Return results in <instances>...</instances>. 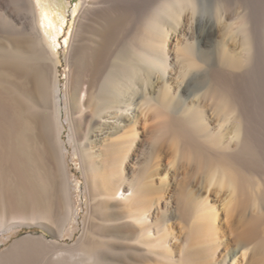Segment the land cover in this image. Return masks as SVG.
I'll use <instances>...</instances> for the list:
<instances>
[{
    "label": "bare ground",
    "instance_id": "obj_1",
    "mask_svg": "<svg viewBox=\"0 0 264 264\" xmlns=\"http://www.w3.org/2000/svg\"><path fill=\"white\" fill-rule=\"evenodd\" d=\"M134 1L82 0L77 73L60 95L50 73L61 1L32 0L29 22L0 0L11 25L0 33V213L73 235L72 150L87 198L80 238L62 244L75 264H264V12L234 0ZM188 16L194 40L172 52L167 33ZM61 254L49 264H72Z\"/></svg>",
    "mask_w": 264,
    "mask_h": 264
},
{
    "label": "rangeland",
    "instance_id": "obj_2",
    "mask_svg": "<svg viewBox=\"0 0 264 264\" xmlns=\"http://www.w3.org/2000/svg\"><path fill=\"white\" fill-rule=\"evenodd\" d=\"M60 1H61V6L59 10L64 13L65 21L63 23V30L59 35V43H58L59 52L56 61L57 63L56 70H54L55 68L51 70L52 73H50V77L52 76L51 83L53 82L52 84H54V86L56 87L58 86L57 88L59 90L60 95H63L64 93L67 92L68 89L67 86L69 85V82L67 81L68 80L67 78H69V68L74 67L73 69L75 70V73H77L78 59H79L78 49H77L78 41L75 40V44L77 43V45H75L74 51L70 52V47L72 44L73 34L78 30L81 22L79 11L81 8L82 0H60ZM140 1L142 0H139V2ZM30 2H32V0H9L10 5L18 13H20L21 15H26V14L29 15L28 17L29 22L31 21L30 8L32 4ZM136 2L137 0H135L133 3ZM233 2L235 4L237 3V5L251 3L255 5V8L257 9L256 12H258V14H261V11L262 13L264 12V0H234ZM122 6L123 5H119V7L117 8L118 12L116 13V15H120L123 18L124 17L127 18L128 16L129 18V16L131 15L130 13L132 12L130 11L129 8L130 6L128 7L124 5L123 7L125 8H123ZM123 12H125L126 14L125 13L123 14ZM194 24H195L194 19H192L191 16H188L185 21L176 23V27L178 28L177 35L175 34L174 31L167 33L169 47L172 52L177 50V48H179L181 44L182 45L185 44V41L190 42L191 40L192 41L194 40V38H192ZM18 26L20 25L18 24ZM9 29H11V25L1 20L0 33H2V30H9ZM17 36L21 38L22 35L18 34ZM176 70H177V66L176 69L174 68L171 71L172 73L170 71L167 72L166 79L168 81L170 79L169 82H172L177 78L178 73ZM131 95L132 93H130V96ZM129 101L132 102L133 104L137 103L135 98L133 99L132 97L129 98ZM62 116H63L62 120L64 121L65 124V128L63 131V138L65 139V141H67L69 136L68 135L69 128L67 122L64 119L65 110H63L62 112ZM150 146H151V141L148 140L146 143H143V146L139 148V150L137 151L134 161H137L138 166L143 165L148 160L150 154L149 152ZM71 152L68 162L70 163L69 165L73 176L72 183L76 194H75V205H74V220H73L74 222L71 223L68 228L76 227L75 233H73V235L72 234L70 235L69 232L67 231L65 237H59L55 225L53 226L49 224H42L38 220L33 221L28 218L21 219L18 221L16 220L17 222L14 223H9V219L6 218L4 213L2 212L0 213V221L5 220L6 230L0 233V264H49V262L54 261V259H56L60 253H62L64 256H69V254L71 255L73 253V258L72 260H70L72 264H75L74 261L75 258L76 260H78L79 256L74 255L73 247H69L70 250H67L68 247L62 246L63 243L65 244L67 243L71 245L73 244V242H76L80 238L82 220H83V215L85 214L86 201H87L86 200L87 198L84 192L82 191L83 179H82V173L80 171V161L77 160V156H74L73 153L71 154ZM169 161L170 160L167 156L164 161L165 168H163L162 170L163 174H165L168 171ZM214 197L215 198L214 200H212V203L215 204L218 210L221 226L225 228L226 227L225 224H227L226 212L223 205L224 204L223 198L225 197V195L215 194ZM71 249H73V251Z\"/></svg>",
    "mask_w": 264,
    "mask_h": 264
}]
</instances>
